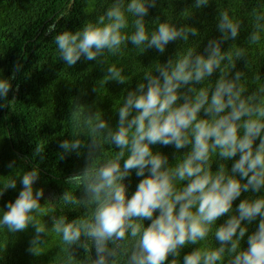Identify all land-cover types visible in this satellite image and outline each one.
Here are the masks:
<instances>
[{
    "label": "clouds",
    "instance_id": "9594fccd",
    "mask_svg": "<svg viewBox=\"0 0 264 264\" xmlns=\"http://www.w3.org/2000/svg\"><path fill=\"white\" fill-rule=\"evenodd\" d=\"M100 2L103 11L75 31H57L66 12L45 28V35L53 36L56 57L67 66L81 57L95 60L107 66L103 83L124 84L130 77L123 74L122 61L129 53L155 49L162 54L178 40L184 46L166 63L141 67L140 82L116 105L115 127L91 106L73 102L67 121L71 135L60 142L59 159L87 149L85 166L65 180L68 187L55 202L43 205V188L33 187L38 167L8 176L0 183V197L16 189L17 178L22 187L0 208V233L32 226L28 251L36 256L47 243L41 234H54L65 253L59 264H264V79L253 71V51L264 52V3L247 13L252 29L247 46L233 44L227 50L222 43L238 37L242 20L235 9L220 8L216 27L221 36L210 39L201 54L195 40L189 44L190 36L201 35L198 28L177 26L170 18L146 25L157 0ZM210 3L194 0V8ZM245 57L247 72L233 71ZM21 67L9 78L0 77V107ZM214 72L219 76L213 81ZM157 144L188 150L170 164L167 155L153 151ZM43 152L36 147L35 154ZM133 171L140 179L128 195L124 181ZM79 188L81 197L74 194ZM242 193L250 195L233 208ZM81 208L83 213L71 220L64 214ZM45 216L51 217L50 229ZM254 221L258 226L249 233ZM190 245L196 247L181 260V250ZM73 246L83 249L82 258L73 255Z\"/></svg>",
    "mask_w": 264,
    "mask_h": 264
},
{
    "label": "trees",
    "instance_id": "16d2710c",
    "mask_svg": "<svg viewBox=\"0 0 264 264\" xmlns=\"http://www.w3.org/2000/svg\"><path fill=\"white\" fill-rule=\"evenodd\" d=\"M261 3L264 0H211L207 7L195 9L194 0H157L155 7L149 8L145 21L148 27H152L157 21L164 22L170 18L177 26L187 24L198 28L201 35L195 38L190 36L189 44L195 40L196 51L205 54L208 41L221 36L216 27L220 8L235 9L242 20L238 37L222 43V50H227L233 44L247 46V38L252 31L247 13ZM102 11L100 0H0V77L9 78L18 64L22 66L11 80L12 89L2 102L4 106L0 107V183L8 176L16 177L20 170L38 167L39 179L33 187L43 188L44 197L40 201L42 205L46 200L55 202L68 187L65 180L82 171L87 162V149H82L80 155L73 152L66 154L64 159H59L63 151L59 144L71 135L67 121L73 102L91 106L93 112L99 111L102 118L115 127L118 123L116 105L126 96L127 91L134 89L140 82L143 74L138 71L141 67L148 68L156 62L166 63L184 46V42L178 40L170 42L162 54L155 49L134 54L135 57L129 53L122 63L123 74L130 79L124 84L113 80L103 83L107 68L104 63L87 61L81 57L75 65L69 67L56 57L53 36L45 35L48 23L63 12L66 14L59 18L57 31H75L86 20H94ZM127 47L133 48L131 42H128ZM253 58V71L264 79V52L254 50ZM246 59L248 58L238 60L233 71L247 72ZM218 76L219 73L214 72L210 79L214 81ZM199 86L201 85H197ZM81 139L90 143V138L82 136ZM36 147L44 148V152L35 154ZM107 147L106 145L105 148ZM152 148L153 151L167 155L170 164H174L175 159L188 150L185 148L177 151L171 145L159 144ZM12 161L15 164L9 167ZM215 167L213 164V170ZM228 167H231V161L228 162ZM19 179L17 178L16 189H7L0 197V208L17 197L22 187ZM139 179L134 171L125 179L128 195L135 191ZM74 194L81 197L83 189H77ZM249 195L250 193H242L233 202V208H236L240 199ZM83 211V208L65 209L64 214L71 220ZM54 215H59V212ZM224 218L221 217L217 224L222 223ZM43 221L49 229L52 227L50 216L43 217ZM148 223L150 221L146 220L145 225ZM257 226L258 221L249 225V233ZM34 235L32 226L23 232L0 233V249L5 246L0 251V264H59L65 253L60 250L58 238L54 234L49 237L41 234L42 240L47 243L42 246L44 253L36 256L28 251ZM246 238L247 234L241 242L242 248L247 247ZM194 247L196 245L182 249L181 260ZM70 251L77 258L83 256V249L76 246ZM92 255H95L94 249Z\"/></svg>",
    "mask_w": 264,
    "mask_h": 264
}]
</instances>
